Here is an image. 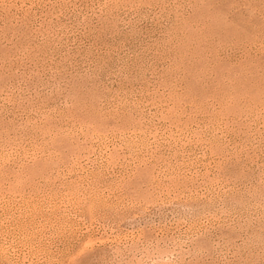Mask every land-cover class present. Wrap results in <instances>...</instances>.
Wrapping results in <instances>:
<instances>
[{"label":"rangeland","instance_id":"374dc122","mask_svg":"<svg viewBox=\"0 0 264 264\" xmlns=\"http://www.w3.org/2000/svg\"><path fill=\"white\" fill-rule=\"evenodd\" d=\"M0 264H264V0H0Z\"/></svg>","mask_w":264,"mask_h":264}]
</instances>
